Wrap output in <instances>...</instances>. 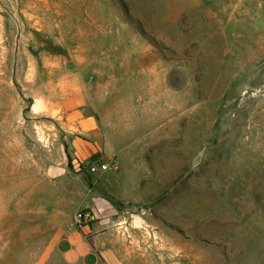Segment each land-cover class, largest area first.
<instances>
[{
	"label": "rangeland",
	"instance_id": "1",
	"mask_svg": "<svg viewBox=\"0 0 264 264\" xmlns=\"http://www.w3.org/2000/svg\"><path fill=\"white\" fill-rule=\"evenodd\" d=\"M76 138L128 198L117 264H264V0H0V264H69Z\"/></svg>",
	"mask_w": 264,
	"mask_h": 264
},
{
	"label": "crops",
	"instance_id": "2",
	"mask_svg": "<svg viewBox=\"0 0 264 264\" xmlns=\"http://www.w3.org/2000/svg\"><path fill=\"white\" fill-rule=\"evenodd\" d=\"M83 100L82 93L76 91L63 98L62 108L83 131L97 138L98 131L93 117L84 114L83 117L79 116ZM72 148L76 172L78 165L80 167V164L89 160L94 161L93 158L98 154L95 142L81 138L72 141ZM84 169L91 178L81 173L71 178L63 166L50 170L53 179L65 182L61 191L63 204L56 207L51 215L54 233L50 248L69 264H117L114 252L117 237L114 229L120 216L117 206L110 200L124 203L128 198L116 193L111 184H105L108 178L106 171L90 173ZM79 210H87L92 214V221L81 228L74 225V215Z\"/></svg>",
	"mask_w": 264,
	"mask_h": 264
},
{
	"label": "built area",
	"instance_id": "3",
	"mask_svg": "<svg viewBox=\"0 0 264 264\" xmlns=\"http://www.w3.org/2000/svg\"><path fill=\"white\" fill-rule=\"evenodd\" d=\"M108 162H101L100 160L92 161L88 164V172L95 173L98 171H108L111 168ZM92 221V214L88 211L79 210L74 215V225L81 228Z\"/></svg>",
	"mask_w": 264,
	"mask_h": 264
},
{
	"label": "water",
	"instance_id": "4",
	"mask_svg": "<svg viewBox=\"0 0 264 264\" xmlns=\"http://www.w3.org/2000/svg\"><path fill=\"white\" fill-rule=\"evenodd\" d=\"M83 114H84V116H91V115H93V111H92L91 108H86V109L84 110ZM97 156H98V155H96V156L93 158L94 161L97 159Z\"/></svg>",
	"mask_w": 264,
	"mask_h": 264
},
{
	"label": "trees",
	"instance_id": "5",
	"mask_svg": "<svg viewBox=\"0 0 264 264\" xmlns=\"http://www.w3.org/2000/svg\"><path fill=\"white\" fill-rule=\"evenodd\" d=\"M68 166H69V167H72V162L68 163ZM87 168H88V167H87ZM81 169H83V166H81ZM87 170H88V169H87ZM110 201L113 202L115 206H118V205L122 204V203H120V202H118V201H115V200H110ZM84 211H87V210H84Z\"/></svg>",
	"mask_w": 264,
	"mask_h": 264
},
{
	"label": "bare ground",
	"instance_id": "6",
	"mask_svg": "<svg viewBox=\"0 0 264 264\" xmlns=\"http://www.w3.org/2000/svg\"><path fill=\"white\" fill-rule=\"evenodd\" d=\"M35 107L37 108V105H35Z\"/></svg>",
	"mask_w": 264,
	"mask_h": 264
}]
</instances>
